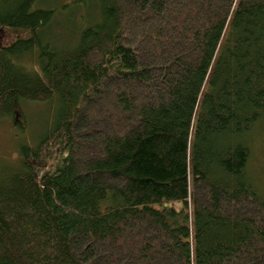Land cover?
Instances as JSON below:
<instances>
[{"label":"trees","instance_id":"trees-1","mask_svg":"<svg viewBox=\"0 0 264 264\" xmlns=\"http://www.w3.org/2000/svg\"><path fill=\"white\" fill-rule=\"evenodd\" d=\"M36 2L0 0V118L52 112L0 161V264H264V0Z\"/></svg>","mask_w":264,"mask_h":264},{"label":"rangeland","instance_id":"rangeland-1","mask_svg":"<svg viewBox=\"0 0 264 264\" xmlns=\"http://www.w3.org/2000/svg\"><path fill=\"white\" fill-rule=\"evenodd\" d=\"M73 0H38L35 7L56 6L59 16L56 18L57 24L54 30L64 29V23L68 21V10H75L71 4ZM66 5L63 7V5ZM52 27V29H53ZM62 35V33H56ZM28 32L25 29L2 28L0 30V44H8L18 37H26ZM32 56L25 57V62H30ZM20 110H17V120L21 129L14 126L12 119L0 118V161L14 159L17 156V148L20 143L36 144L38 135L42 134L52 121V112L48 111V103L42 101L24 100L21 103ZM251 168L254 172L261 174L264 178V124L259 125L251 135ZM41 158L45 161L46 166L59 160V145L57 142L44 143L40 151Z\"/></svg>","mask_w":264,"mask_h":264}]
</instances>
